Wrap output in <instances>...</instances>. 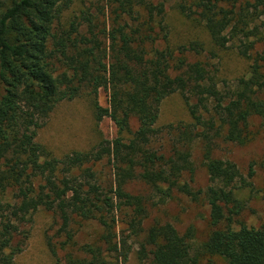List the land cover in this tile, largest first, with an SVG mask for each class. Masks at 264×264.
<instances>
[{
  "label": "trees",
  "instance_id": "1",
  "mask_svg": "<svg viewBox=\"0 0 264 264\" xmlns=\"http://www.w3.org/2000/svg\"><path fill=\"white\" fill-rule=\"evenodd\" d=\"M75 1H0V264H16L28 239L23 227L39 210L60 221V243H50L53 256L66 252L57 264H125L129 239L143 232L141 261L264 264V229L233 228L246 210L237 193L252 185L234 163L214 157L220 141L249 145L254 119L264 134V0H103L95 13L83 10L63 22ZM170 1L203 25L215 46H233L249 59L248 76L221 90L208 65L188 61L189 54H201L199 45L172 50L165 24ZM101 90L109 94V107L96 103V119H111L115 139L63 159L36 142L57 106ZM176 93L185 97L195 123L193 129L178 126L184 140L165 151L154 145L160 107ZM199 140L211 183L204 197L212 233L202 254L192 256L191 232L182 236L170 224L144 229L143 200L126 186L140 179L163 201L176 193L198 202L201 192L191 183L192 145ZM105 160L114 170L109 187L95 181L94 169ZM124 214L128 236L119 233ZM76 218L102 227L97 244L77 246L69 231Z\"/></svg>",
  "mask_w": 264,
  "mask_h": 264
},
{
  "label": "rangeland",
  "instance_id": "2",
  "mask_svg": "<svg viewBox=\"0 0 264 264\" xmlns=\"http://www.w3.org/2000/svg\"><path fill=\"white\" fill-rule=\"evenodd\" d=\"M2 1V0H0ZM104 5L103 0H76L63 15V22H69L78 16L81 11L90 9L96 12ZM165 24L167 26L168 44L172 50L179 47L197 44L202 52L200 55L189 54L190 63L199 61L208 65L212 76L218 82L221 90L225 87H234L239 79L249 74L251 61L238 54L230 46L221 49L214 45L204 26L199 22L186 18L178 10L176 2L167 4ZM194 105L195 101L190 100ZM96 103L102 108L109 107V94L101 90L97 97L88 94L70 101L61 103L51 114L46 125L38 131L36 142L46 148L55 158L63 159L74 153H89L97 148L102 142L112 141L117 137V128L108 117L102 122L96 119ZM195 121L192 118L189 106L183 95L176 93L166 98L160 107V116L157 128L161 129V135L155 138V147L170 150L173 145H179L177 127L191 126ZM255 134L254 140L247 146L218 142L214 150V157L234 163L241 175L252 186L237 193V197L246 205V210L237 219L233 228L239 229L241 225L250 228L264 229V134L261 121L254 119L251 123ZM171 127L175 128L174 130ZM131 128L136 131L138 122L133 119ZM205 147L199 140L192 145V162L195 174L191 186L195 192H201L198 202L181 195L174 194L173 198L163 201L155 191L142 180L135 179L128 183L126 191L143 200L147 212L144 220V229L155 224H170L180 235L184 236L191 232L190 246L192 256L201 255L203 247L207 243L212 228L210 226V207L205 200V192L211 186L210 177L204 161ZM252 167L254 177L249 179V171ZM96 182L103 187H109L114 181V170L105 160L96 166ZM188 181L189 178L187 177ZM119 233L130 235L129 217L120 216ZM62 225V223H61ZM60 221L47 211L39 210L33 214L30 221L23 229L28 233L23 252L15 259L16 264H57V260H63L66 252L57 250V257L53 256L50 243L58 244L57 233ZM69 231L75 234V242L78 247L97 244L102 233V227L97 222H85L81 219H73ZM145 237L130 238L131 253L125 264H153L151 260L141 261L138 251L140 243ZM64 241V236L61 241ZM204 260L206 257L202 256ZM217 264L225 262L216 258Z\"/></svg>",
  "mask_w": 264,
  "mask_h": 264
}]
</instances>
